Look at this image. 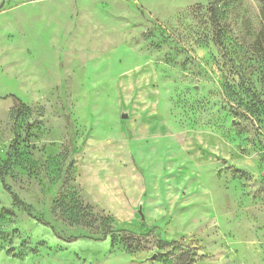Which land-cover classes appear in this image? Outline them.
<instances>
[{
	"label": "rangeland",
	"instance_id": "1",
	"mask_svg": "<svg viewBox=\"0 0 264 264\" xmlns=\"http://www.w3.org/2000/svg\"><path fill=\"white\" fill-rule=\"evenodd\" d=\"M214 2L0 0V264H264V0Z\"/></svg>",
	"mask_w": 264,
	"mask_h": 264
},
{
	"label": "trees",
	"instance_id": "2",
	"mask_svg": "<svg viewBox=\"0 0 264 264\" xmlns=\"http://www.w3.org/2000/svg\"><path fill=\"white\" fill-rule=\"evenodd\" d=\"M214 1L215 0H210V8L209 9L211 11V17L213 18L214 22L217 23V21H218V10L215 6ZM13 97H15V96H13ZM16 101H18L20 103L21 107H25V104L20 99L16 98ZM20 111H22V110H20ZM0 175L2 177V174H0ZM2 181H3V185H5L3 178H2ZM13 198L17 204L24 206V203L22 201L18 200V198L15 195H13ZM108 233H109V231L106 232V234H108ZM104 237H106V235ZM167 244H180V242L177 240H174V241L167 242ZM192 255H193L192 252L188 251L187 253L184 254V258L181 261H179L177 264H191L192 260H193Z\"/></svg>",
	"mask_w": 264,
	"mask_h": 264
},
{
	"label": "crops",
	"instance_id": "3",
	"mask_svg": "<svg viewBox=\"0 0 264 264\" xmlns=\"http://www.w3.org/2000/svg\"><path fill=\"white\" fill-rule=\"evenodd\" d=\"M215 134V133H214ZM216 135V134H215ZM220 140V142L222 141L223 142V140H221V139H219ZM93 161V160H92Z\"/></svg>",
	"mask_w": 264,
	"mask_h": 264
}]
</instances>
